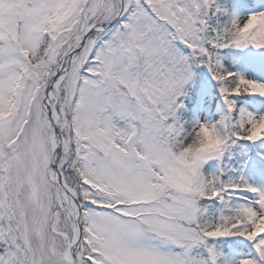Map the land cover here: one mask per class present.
Returning <instances> with one entry per match:
<instances>
[{
	"label": "snow or ice",
	"instance_id": "snow-or-ice-1",
	"mask_svg": "<svg viewBox=\"0 0 264 264\" xmlns=\"http://www.w3.org/2000/svg\"><path fill=\"white\" fill-rule=\"evenodd\" d=\"M219 0H0V264H212L210 241L244 237L264 264V190L224 169L234 138L264 141V115L231 97L264 82L221 48H264V11L242 29ZM229 116L211 154L185 148L177 115L191 65ZM252 131L253 134H248ZM248 193L255 194L252 203Z\"/></svg>",
	"mask_w": 264,
	"mask_h": 264
},
{
	"label": "rangeland",
	"instance_id": "rangeland-1",
	"mask_svg": "<svg viewBox=\"0 0 264 264\" xmlns=\"http://www.w3.org/2000/svg\"><path fill=\"white\" fill-rule=\"evenodd\" d=\"M262 11H264V0H254V2L252 3L247 2L246 0H240L236 19L247 18L252 14ZM236 62L242 71V76L248 79L257 80L259 82H264V48H256L253 45H248L247 47L241 48L238 56L236 57ZM191 71L193 73L192 78L188 81V83L184 85L182 89L183 95L181 96V98L187 94L190 87H192L195 83V78L197 76L196 64L191 65ZM254 97L256 98L247 101L245 104H242L239 110H243L245 113H250L255 116L264 115V97L258 95H254ZM195 108L197 121L216 122L226 116H229V113L227 112L228 110L224 107V105H219L217 107H214L212 105L210 100V93L206 92V90L200 93ZM238 143V140H232L229 144L228 149L234 147ZM259 143L261 149L258 150L260 153H262L261 157L264 158V141H260ZM255 145H257V143H255ZM243 147L244 159L242 173L245 175V179L247 182L264 190V164H262L258 160V156H253L251 154L250 145L243 144ZM221 159L213 158L212 160L206 163L211 165L213 174L219 172ZM254 199L255 194L251 193L249 195V203H252ZM199 251H201L204 258L208 260V264H212L210 254L208 253L207 249L201 247ZM246 258H252V256H242L237 253L236 264H238L241 259ZM229 261L231 260L229 259Z\"/></svg>",
	"mask_w": 264,
	"mask_h": 264
},
{
	"label": "trees",
	"instance_id": "trees-1",
	"mask_svg": "<svg viewBox=\"0 0 264 264\" xmlns=\"http://www.w3.org/2000/svg\"><path fill=\"white\" fill-rule=\"evenodd\" d=\"M219 4L223 10V20L231 21L236 19L238 11V0H219ZM239 49L240 48L232 46L227 48H221L218 50L217 55L221 58L223 66L227 70L239 73L241 75L240 70L234 63V58ZM196 67L197 76L195 78V83L192 87H190L187 94L180 99L182 107H180L178 111V116L181 118V120L187 121L189 124H193L197 121L195 107L197 105L196 102L199 98V94L202 90H206V92L210 93V98L212 100L211 103L213 106L224 105V107L227 109V106L224 102V97L220 92V83L213 78V75L209 71L207 66L196 64ZM251 98L252 94H242L240 96L231 97V99L235 101L238 111L240 106L247 99ZM232 140L236 141L234 138ZM242 143L249 144L251 142L239 141V143L236 144L234 147L229 148L220 160V170L224 169L227 175L231 177L241 176V164L244 154ZM204 170L207 174H213L210 164H206L204 166ZM210 243L213 244L221 253L217 264H233L231 261L234 258V253L236 252L241 253L243 255H253V253H255V247L253 242L247 241L244 237L220 238L218 240L210 241ZM229 259L231 261H229Z\"/></svg>",
	"mask_w": 264,
	"mask_h": 264
},
{
	"label": "clouds",
	"instance_id": "clouds-1",
	"mask_svg": "<svg viewBox=\"0 0 264 264\" xmlns=\"http://www.w3.org/2000/svg\"><path fill=\"white\" fill-rule=\"evenodd\" d=\"M248 19L249 17L236 19L235 27L237 29L244 28ZM229 33L231 35V21H229ZM255 38L257 40H264V31L257 33ZM218 125L219 121H199L188 133L185 148L190 150V153L194 155L211 154L217 151L221 147V140L223 139ZM261 132H264V126L257 125L254 134L259 135ZM248 134L251 135L253 132L249 131Z\"/></svg>",
	"mask_w": 264,
	"mask_h": 264
}]
</instances>
